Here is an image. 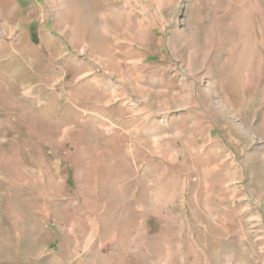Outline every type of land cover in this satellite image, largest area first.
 <instances>
[{"label":"rangeland","instance_id":"1","mask_svg":"<svg viewBox=\"0 0 264 264\" xmlns=\"http://www.w3.org/2000/svg\"><path fill=\"white\" fill-rule=\"evenodd\" d=\"M0 264H264V0H0Z\"/></svg>","mask_w":264,"mask_h":264}]
</instances>
